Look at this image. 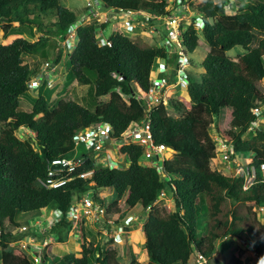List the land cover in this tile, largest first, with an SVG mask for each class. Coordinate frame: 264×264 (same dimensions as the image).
<instances>
[{
  "label": "trees",
  "instance_id": "1",
  "mask_svg": "<svg viewBox=\"0 0 264 264\" xmlns=\"http://www.w3.org/2000/svg\"><path fill=\"white\" fill-rule=\"evenodd\" d=\"M96 1L100 9L123 16L140 12L174 16V7L180 10L179 16L185 13L184 5L176 6V0ZM228 6L236 13H230ZM195 13L182 32V46L186 54L203 48L206 57L201 67L206 72L188 75L190 107L181 100H169L180 114L174 117L163 101L148 111L143 100L153 86L156 62L170 60L169 48L150 45L141 38L134 41L118 31L110 38L111 47H101L98 23L78 29L76 48L67 61L69 76L79 86L93 89L95 104L89 108L75 100H58L53 105L54 90L49 88L32 98L30 82L41 72L25 64L23 56L39 55L47 60V50L57 47L50 42L53 32L46 31L45 19L55 22L52 26L62 43L79 16L60 0H0V23L29 26L32 37L35 30L41 34L36 42L12 35L0 43V264H33L26 252L9 249L24 215L49 207L60 209L64 218L54 232L58 242L66 243L74 226L68 213L76 196L104 189L116 193L108 213L121 215L126 208L137 206L150 209L144 227L148 264H196L197 255L208 259V264H245L240 257L228 263L210 262L216 242L226 237L257 246V254L264 257V222L259 213L264 209L260 171L264 127L251 130L258 120L254 109H264V93L258 88L264 82V0H237V7L233 0H206L195 7ZM200 17L201 30L196 25ZM100 27L105 30L108 24ZM258 33L263 38L258 47L250 49ZM236 47L245 53L232 58L229 52ZM62 59L63 49L51 63L58 65ZM107 97L109 101H103ZM23 99L32 104L31 112L21 110ZM148 118L155 142L173 151V158L163 162L161 170L144 166V148L129 144L120 152L130 160L128 169L112 170L91 159L85 171L95 169L92 186L91 180L83 179L57 190L39 184L50 161L73 155L76 136L88 127L106 124L113 139L119 141L132 123ZM222 118L225 123L219 125ZM212 125L222 142L233 145L234 159L253 155L248 165L256 168L257 176L248 190H244L243 177L227 176L221 169ZM23 129L31 132L27 140L17 135ZM163 192L173 199L174 210L169 214L154 208ZM83 237H87L85 227ZM87 241L81 254L46 257L45 263L124 264L117 251L105 252L99 243ZM129 264L142 263L131 255Z\"/></svg>",
  "mask_w": 264,
  "mask_h": 264
},
{
  "label": "rangeland",
  "instance_id": "2",
  "mask_svg": "<svg viewBox=\"0 0 264 264\" xmlns=\"http://www.w3.org/2000/svg\"><path fill=\"white\" fill-rule=\"evenodd\" d=\"M90 0H60V4L71 11L75 12L79 18L82 17L87 11V5ZM206 0H182V4L184 5L185 13L184 15H178L180 11L177 7H174L173 14L174 18H179L183 24L189 25L191 23L192 17L196 14L195 7L199 4L203 3ZM175 5L178 6L180 2L178 0L175 1ZM235 6L237 7V0H233ZM94 4L93 0L91 1ZM244 3V2H243ZM181 6V5H180ZM228 10L230 13H236V10H230L228 6ZM179 16V17H178ZM83 19V18H81ZM170 19V18H169ZM55 23L51 19H45L44 25H46V31L53 32V36H50V42L53 44L57 43V47L54 45L50 47L48 52V59L44 60L39 55L29 56L24 55V63L30 66L33 69L38 67V71L41 73L37 76H34L30 82V93L29 95L32 98L38 97L39 92H43L46 88L53 89L52 96V104L58 100H75L85 106L91 108L93 104H95V99L93 97V89L90 87L79 86L78 83L69 76V70L67 66V61L69 60V55L74 51V47L70 50L64 47V44L61 43L56 34V29L53 25ZM86 25H91L94 23L105 24L108 23V27L104 30V33L98 30V35L103 34L106 38L110 37L113 34L114 27L115 29L121 31L125 35L129 36L132 40H137V38L143 39L146 43L150 45H154L157 47H165V45L170 50V60L161 61L158 60L155 64V72L157 76H167L171 79L170 90H168L166 95L167 109L171 116L179 117L180 114L176 113L174 109L171 108L169 100H181V102L186 105V107H190V98L188 92L186 91L187 86L185 83L174 81L176 78L175 69L177 68V63L180 60L179 52L180 50L174 45L165 44V40L168 37V30L165 26L166 23H162L161 21H156L155 23H150V25L144 23L142 25L138 24L136 21H130L129 17L123 16L122 14L116 13L113 10L100 9V13L95 18H87L85 21ZM199 29V28H198ZM12 35H23V37L30 41L36 42L40 39L41 34L38 33V30H35V36L32 37L30 35L29 26H19L17 23L12 24L11 26L0 23V43L5 42L8 36ZM258 40L251 46L250 49L258 47V42L263 38L261 33H258ZM202 43L205 41L202 39ZM74 45V44H73ZM205 47V46H204ZM63 49V59L62 61L55 67V72L52 73V76L45 80L44 77L50 73L49 70L46 69L45 63L50 61V63L56 58L59 51ZM245 53L244 49L241 47H236L232 51L229 52V56L232 58H237L240 55ZM188 62L184 66L183 70L187 75H191V73L201 75L205 73V69L201 67L203 60L206 57V53L199 49L193 54H186ZM164 65L163 67H160ZM159 68H162V72L159 71ZM154 72V73H155ZM155 77V75L153 76ZM184 88V89H183ZM258 88L264 93V82L258 84ZM103 101H109V97L104 98ZM33 109L32 104L27 100L23 99L21 110L25 112H31ZM219 125H224V118L219 119ZM264 123V122H263ZM264 126L261 124L257 127V129H262ZM212 133L215 138H217V127L212 126ZM18 137L22 140H27L31 136V132L26 129H23L18 134ZM121 144V143H120ZM122 146H119V143L113 144L110 146V153L114 159L119 158L122 159L124 154H121L120 151ZM83 150V147H81ZM173 154L172 150H167L165 156L167 159L170 158ZM252 156H239L238 160L235 162L234 160L229 163L221 164V169L224 174L227 176H233V169L240 165L243 168H247L249 164V159ZM128 164H130L129 158H127ZM160 162V164H159ZM221 162V161H220ZM144 166L156 167L159 165H163V161L158 159H146L143 158L141 162ZM94 185V184H93ZM92 196L96 194L97 198H101L104 200L105 205L111 207L113 202L116 200V193L111 190H100L90 193ZM126 197L119 201V205L123 204ZM55 207H49L46 211H41L38 213H30L24 215L21 219L23 224L32 226L36 220L45 217L46 213ZM154 208L159 209L162 214H169L174 210L173 199L169 195L161 198L155 205ZM149 211H144L141 206H137L135 209L131 210L126 208L121 215H115V211L109 212L108 215L105 216V219L102 218L98 223V220H89L85 219L82 223H78L74 225L72 231L71 239H74V244H67L70 239V234L68 236V240L65 244H56V246L52 247V251L54 254L50 256L59 259L64 255H67L66 252L69 251L75 254H81L82 246L88 243L87 239L93 240L94 242L99 243L102 250L105 252L109 251H117L119 254L122 263L129 264L131 255H134L138 262L142 264H148L149 259L146 251L145 244V235H144V227L148 219ZM260 217H262L264 222V209L259 210ZM111 219V223L110 220ZM109 221V222H106ZM118 223L119 226L124 228V232L121 230L119 226H116ZM86 229L87 237H83V239H79L81 236V227L82 225ZM1 232V231H0ZM78 235V237H77ZM17 238L13 237L11 243L9 244V249H13V247L21 248L17 245ZM216 253L213 258L210 260L211 263H228L234 257H240L245 264H264V257H261L257 254L256 248L257 246H252L251 244L244 242L240 239L228 237V239L219 240L216 242ZM22 249V248H21ZM0 250L2 248L0 247ZM25 252V251H24ZM27 253V252H26ZM28 254V253H27ZM29 255V254H28ZM30 259L31 256L29 255ZM194 260V259H193ZM192 260V263H193ZM53 264V263H49Z\"/></svg>",
  "mask_w": 264,
  "mask_h": 264
},
{
  "label": "built area",
  "instance_id": "3",
  "mask_svg": "<svg viewBox=\"0 0 264 264\" xmlns=\"http://www.w3.org/2000/svg\"><path fill=\"white\" fill-rule=\"evenodd\" d=\"M180 5L182 0H178ZM94 4L91 1L88 2L87 7L90 9L87 15L84 17L83 21H80L69 28L68 35L63 42L64 47L67 49H72L75 46L77 40V31L85 23L87 18H95L99 15V11L95 10ZM141 17V25L146 23L150 25V22L158 21L166 23L165 26L168 30V39L166 43L169 45L171 43L180 44V36L182 29V22L179 18H174L173 16L163 17L154 16L148 13H139ZM135 15L128 16L130 21ZM179 17V16H178ZM170 18V19H169ZM74 44V45H73ZM98 44L101 47L112 46V42L109 38L103 35H98ZM75 48V47H74ZM183 55V52L180 53ZM186 58L182 59V62L177 67V79L180 82L188 85V79L186 72L183 70L186 65ZM46 69L50 71L48 75L44 78L48 80L55 72V67L50 62L45 63ZM169 79L167 77L156 78L153 82V87L148 96L144 97V104L146 109L149 111L155 104L166 102V95L169 90ZM262 109H254V114L258 116V121L255 123L253 130L260 124ZM112 129L106 124H96L88 127L85 131L80 132L75 138V150L71 157L56 158L48 163L47 175L45 178L38 179V182L43 187L49 190H57L66 186L69 182L78 179L91 180L90 185H93V175L95 169L85 171L86 165L94 160L95 165L102 166L110 169H128L130 164H128L127 155L119 160V158L114 159L110 153V146L119 143V146H125L129 144L140 145L144 148V158L146 159H158L165 162L167 157L165 153L169 148L164 144H157L154 140L152 133V125L150 119L143 120L140 123H132L128 130L123 134L124 143L121 140L117 141L113 139ZM121 143V144H120ZM83 147V150H81ZM233 151V146L230 144L220 143L218 146L219 156L223 163H229L232 161L231 152ZM121 152V151H120ZM172 157V156H171ZM170 157V158H171ZM130 161V160H129ZM236 162V161H235ZM160 170L162 166L158 164ZM260 171L264 176V164H261ZM236 174L245 178L246 183L244 190L249 189L255 181L257 171L256 168H243L238 165L236 169ZM92 178V179H91ZM166 192L162 193L161 198L165 197ZM160 198V199H161ZM42 217L35 221L32 226L23 224L18 232L15 234L17 238V245L21 248H16L20 251H25L31 256L33 264H46L45 259L54 254L52 247L58 244L56 234L54 233V227L60 224L64 218V213L58 208H53ZM108 215V205H105L102 200H97L94 196H91L90 192L82 195L81 197L76 196L75 203L68 213V219L74 222V225L82 223L85 219L98 220L97 223ZM109 222V221H108ZM111 223V221H110ZM123 231V227H120ZM1 236V232H0ZM208 259L202 255H197L196 264H208Z\"/></svg>",
  "mask_w": 264,
  "mask_h": 264
},
{
  "label": "clouds",
  "instance_id": "4",
  "mask_svg": "<svg viewBox=\"0 0 264 264\" xmlns=\"http://www.w3.org/2000/svg\"><path fill=\"white\" fill-rule=\"evenodd\" d=\"M90 1H92V0H90ZM93 2L95 3V5H94V8H95V10H98L99 12H100V7L98 6V2L96 1V0H93ZM204 3V2H203ZM202 4V3H201ZM200 5V4H199ZM229 8H230V6H229ZM228 9V8H227ZM89 8L87 7V11H86V13L82 16V17H80L79 18V21H77L76 23H78V22H80V21H83V19H84V17L87 15V13L89 12ZM231 10V9H230ZM229 11V10H228ZM232 11V10H231ZM140 13H147V12H140ZM149 14V13H148ZM195 16V15H194ZM128 17V16H127ZM137 17H138V19H137V22H138V24H140L141 25V17L139 16V15H137ZM81 18H83V19H81ZM201 18L202 17H200V19H199V21H197V27L199 28V30H201V25H198V24H200V23H202L203 21L201 20ZM91 19V18H90ZM75 23V24H76ZM151 23V22H150ZM191 23H192V20H191ZM190 23V24H191ZM108 24V23H107ZM189 24V25H190ZM74 25V24H73ZM100 25H103V23L102 24H100ZM189 25H185V23L183 24V22H182V29H181V36H180V46L179 45H177V44H174V43H171V44H169V45H174V46H176L179 50H180V52H179V54L178 55H180V60H179V62L177 63V67H178V65L182 62V59L183 58H186V61L188 62V59H187V56H186V53H185V50H184V48H183V46H182V32L184 31V30H186V26H189ZM82 26H86V23H84ZM71 27V26H70ZM118 28H116L115 29V31H118V32H120V33H122L121 31H119V30H117ZM99 31L100 32H102V33H104V30L103 29H101V27L99 28ZM115 31H113V34H114V32ZM99 34V33H98ZM112 34V35H113ZM124 34V33H123ZM100 35H103V34H100ZM111 35V36H112ZM125 35V34H124ZM104 36V35H103ZM111 36L109 37V39L111 38ZM127 36V35H126ZM105 37V36H104ZM108 38V37H107ZM97 39H98V35H97ZM167 39H168V37H167ZM167 39L165 40V44H167L166 43V41H167ZM65 41V40H64ZM63 41V42H64ZM62 42V43H63ZM77 42H78V39L76 40V42H75V48H76V45H77ZM168 45V44H167ZM168 45V46H169ZM100 46V45H99ZM165 47H167L166 45H165ZM74 48V49H75ZM183 52V55H181L180 53H182ZM72 53V52H71ZM170 59H171V57H170ZM161 61H164V60H161ZM52 64V63H51ZM54 66H57V65H54ZM154 70H155V67H154ZM155 72V71H154ZM206 72V71H205ZM175 73H176V78H174V81H178V79H177V68L175 69ZM154 75H155V77H154V79H153V82H154V80L156 79V78H163V77H165V76H157V74H156V72L154 73ZM187 75V74H186ZM167 77V76H166ZM168 79H169V85H168V87H169V90H170V85H171V79L169 78V77H167ZM187 79H188V75H187ZM188 84H189V82H188ZM153 87V86H152ZM187 87H188V85H187ZM152 89V88H151ZM184 89V88H183ZM187 89V88H186ZM187 91V90H186ZM256 109V108H255ZM263 111H262V115H261V120H260V124L259 125H263L264 126V109H262ZM258 121V120H257ZM256 121V122H257ZM212 126H215V125H212ZM258 127V126H257ZM257 127L256 128H254V129H257ZM263 129V128H262ZM258 130H261V129H258ZM216 140H217V152H218V146H219V144L220 143H224V142H222L221 140H220V138L218 137V135H217V138H215ZM121 140H123V138L121 139ZM224 144H228V143H224ZM231 145V144H230ZM233 146V145H232ZM233 150H234V147H233ZM232 153V152H231ZM125 155V154H124ZM218 155H219V152H218ZM247 156V155H246ZM249 156V155H248ZM252 156V158H253V155H251ZM172 157H173V154H172ZM171 157V158H172ZM231 157H232V154H231ZM242 157V156H241ZM238 158L239 157H236L235 159L232 157V160H234V161H237L238 160ZM219 160L221 161V158H220V156H219ZM221 164H225V163H223L222 161H221ZM247 168H253V167H250L249 165H248V167ZM255 168V167H254ZM236 169H237V167H235L234 169H233V173H234V175L233 176H239L238 174H236ZM257 171V170H256ZM257 176V175H256ZM240 177H242V176H240ZM244 178V177H243ZM92 179V178H91ZM245 179V178H244ZM256 179V178H255ZM93 180V179H92ZM245 183H246V180H245ZM92 186V185H91ZM245 186V185H244ZM248 190V189H247ZM91 192H94V191H90V193ZM88 193V192H87ZM96 195V194H95ZM95 195H93L95 198H96V196ZM92 196V195H91ZM97 200H102V202L104 203V200L103 199H101V198H96ZM160 200V199H159ZM158 200V201H159ZM157 201V202H158ZM156 202V203H157ZM155 203V204H156ZM104 204H106V203H104ZM108 208H109V206H108ZM148 210H150V209H148ZM110 221H111V219H109ZM73 222V221H72ZM106 222H108V221H106ZM74 223V222H73ZM23 225V224H22ZM82 225V227H81V236H80V238L79 239H83V224H81ZM116 226H119L118 225V223H117V225ZM74 227V226H73ZM119 227H121V226H119ZM54 229V228H53ZM124 229V228H123ZM54 231V230H53ZM72 231V230H71ZM123 232H124V230H123ZM55 233V232H54ZM70 234V233H69ZM71 236H72V233L70 234V239H71ZM57 237V236H56ZM77 237H78V235H77ZM224 239H228V237H226V238H224ZM59 244H65V243H60V242H58ZM56 246V245H55ZM196 258H197V256H196Z\"/></svg>",
  "mask_w": 264,
  "mask_h": 264
},
{
  "label": "crops",
  "instance_id": "5",
  "mask_svg": "<svg viewBox=\"0 0 264 264\" xmlns=\"http://www.w3.org/2000/svg\"><path fill=\"white\" fill-rule=\"evenodd\" d=\"M137 19H138L137 16L132 17V20H133V21H136V22H137ZM118 28H119V27H118ZM114 30H115V27H114ZM110 36H111V35H110ZM163 66H164V65H161L160 67H163ZM159 71L162 72V71H163L162 68H159ZM71 243L74 244V239H73V238H72L71 240H69L67 244H71ZM69 253H70L69 251L66 252V254H69ZM64 256H65V255H64Z\"/></svg>",
  "mask_w": 264,
  "mask_h": 264
},
{
  "label": "water",
  "instance_id": "6",
  "mask_svg": "<svg viewBox=\"0 0 264 264\" xmlns=\"http://www.w3.org/2000/svg\"><path fill=\"white\" fill-rule=\"evenodd\" d=\"M121 143L123 144L124 143V140H121Z\"/></svg>",
  "mask_w": 264,
  "mask_h": 264
}]
</instances>
